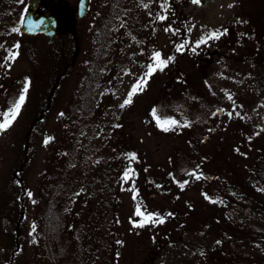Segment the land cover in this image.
<instances>
[{"label":"rangeland","instance_id":"rangeland-1","mask_svg":"<svg viewBox=\"0 0 264 264\" xmlns=\"http://www.w3.org/2000/svg\"><path fill=\"white\" fill-rule=\"evenodd\" d=\"M76 4L77 0L39 3V12L51 7L59 17L53 36L22 32L20 18L28 0L1 4L0 123L6 115L11 119L9 110L26 79L30 84L18 115L0 131V264H8L18 240L22 246L14 264H50L40 220L60 174L66 191L56 194L67 233H61V239L74 264H167L170 256L164 253L174 250L166 234L171 225L163 221L134 227L142 219L136 207L159 218L163 210L184 214L192 205L208 218L214 205L204 202L211 201V190L194 184L196 175L191 174L201 158L185 149L191 129L199 120L206 130L212 127V135L202 140L212 155L221 134H230L231 147L238 143L234 137L243 141L246 121L264 130V1L90 0L83 17H77ZM107 20L109 43L89 106L93 117L82 122L78 107L88 86L99 28ZM213 32L224 34L208 38ZM201 39L206 43H199ZM180 45L184 47L177 50ZM9 50L18 54L6 61ZM155 51L162 59H174L148 77L143 90L121 108L153 63ZM210 83L222 91L213 98L224 108L215 116L205 108L208 118L201 120L206 114L201 100L212 94ZM192 107L203 110L188 119L184 114ZM170 120L178 123L161 126ZM31 122L29 159L16 173ZM74 138L78 145L71 152ZM243 149L255 150L251 145ZM131 153L136 154L134 160L129 159ZM174 161L180 165L181 183L173 182ZM129 168L134 174L125 181ZM15 177L24 180V191ZM156 180L160 183L154 185ZM211 243L212 239L207 245ZM182 253L175 255L174 264H194L191 258L181 262L187 258Z\"/></svg>","mask_w":264,"mask_h":264},{"label":"trees","instance_id":"trees-1","mask_svg":"<svg viewBox=\"0 0 264 264\" xmlns=\"http://www.w3.org/2000/svg\"><path fill=\"white\" fill-rule=\"evenodd\" d=\"M2 1L0 0V8L2 7ZM109 33L110 24L107 20L99 28L98 43L93 51L91 71L88 74V86H86L82 103L78 107L81 113L77 115V118L82 122L93 117L89 109L93 99L91 98L94 92H92V89H95L96 80L100 77L102 60L109 43ZM209 85L212 94L206 95L207 98L202 97L201 103L204 106V112L206 109H211V116H215L223 106L221 100L215 102L213 95L219 96L222 91L217 90L212 83ZM191 109L192 111L187 112V115L184 114L188 119L193 117L195 119V116L200 112L198 110H203L198 107H192ZM205 113L206 118L203 113L201 114V120L208 118V112ZM197 122L200 124L198 123L193 130L191 129L190 139H185V149L201 158L198 169L193 172L196 175L193 178L194 184L199 182V185L211 190L209 198L211 201H205L204 203L212 204L214 207H211L213 210L208 218H205L202 212H197L192 205L187 206V214H185L186 212L179 214L176 211V213L167 210L162 211L163 221L171 225L166 234H170L171 241L174 242L171 245L174 249L171 250L173 255L169 253V249L164 253L166 256H170L166 263L174 264L177 260L175 255L181 250L183 256L187 257L180 260L181 262H188L191 258L194 264H264V136L259 135L264 133L263 127L249 124L246 121L243 141H239L237 137H234L238 140L234 147L229 144L232 138L230 134L229 137L221 134V140L215 143L214 152L216 155L214 152L212 155L211 151L206 153L205 148L207 146H204L202 140L207 135H212L213 129L209 127L206 130V126L201 124L200 120ZM32 124L31 122L25 135L28 139L23 146V159L16 168V173L24 168L29 159V148L31 147L29 139L32 129H34ZM77 141L76 138L73 139L71 152L76 149ZM243 145H251L255 149L254 153L245 152L247 150L243 149ZM244 152V156H237L238 153ZM178 156L185 155L180 154ZM176 157L174 156L173 159ZM213 158H215V161H213ZM179 167V163L174 161L173 182H182V178L178 176L181 173L177 172ZM61 176L62 174L57 177L42 211L40 234L50 264H74L61 239V233L64 234V237L67 235L62 226L63 218L61 217V209L57 201L58 195L56 194L57 192L63 194L66 191L62 187L64 178H61ZM15 180L19 186L23 187L24 191L26 189L24 180L18 177H15ZM145 183H148L147 180ZM159 183L157 180L153 182L154 185ZM174 214L176 215L174 216ZM210 238L212 243L207 245L208 241H211ZM221 238L224 244H219ZM21 246V242L18 240V243L10 250L8 264H14L15 255L20 251ZM227 246L232 248L230 253L228 250L225 251ZM195 255L197 259H195Z\"/></svg>","mask_w":264,"mask_h":264},{"label":"snow or ice","instance_id":"snow-or-ice-1","mask_svg":"<svg viewBox=\"0 0 264 264\" xmlns=\"http://www.w3.org/2000/svg\"><path fill=\"white\" fill-rule=\"evenodd\" d=\"M21 3H23V0H20ZM193 3H200V0H192ZM145 7H147V5H144ZM163 7V5H162ZM160 20L166 19V16H158L157 17ZM20 23L23 25L25 24V18L22 16L20 18ZM43 23V21L41 22ZM28 30L32 31L34 30V26L29 23L28 24ZM167 30V29H166ZM13 32H19L20 29L19 28H13L12 29ZM224 33H217V32H213L209 35L208 38H218L219 35H223ZM199 43H206V40L201 39L199 41ZM16 47L18 48L19 45L17 44ZM184 45H180L178 46L177 50H180V48H183ZM195 49H193L194 51ZM18 53L16 52H12L11 50H9L8 56L6 57V61L7 60H14L16 55ZM174 59V57H169L167 59H162L161 53L159 51H155L153 53V63L147 65V71L145 72L144 76L140 77L139 80L137 81V83L135 85L132 86L131 90L129 91V93L127 94V98L123 101V103L120 105L121 108H123L124 106L130 104L132 102V96L137 92V91H142L143 87L146 85L147 83V78L150 77L157 69L159 70H163L168 63L170 62V60ZM30 81L26 79L24 87L22 89L21 94L19 95V99L14 103L13 107L9 110V114L11 116V119L8 118V116H5L4 122L0 123V131L6 129L12 122V120H14L16 118V116L18 115L21 106L24 104L25 102V98H26V93L28 92V87H29ZM231 98V97H229ZM155 112L156 110L153 109V115L155 116ZM61 115H63L61 113ZM229 115H231V113H229ZM178 122L175 120H170V121H164L161 126L164 127L165 125H175ZM118 127V125H117ZM165 130H167V128H165ZM51 138H48L45 140V144L48 143V140ZM136 157L135 153H131L129 154V159L134 160ZM134 172L131 168H129L128 170H126L124 172V175L122 177V179H124L125 181H127L128 179L131 178V175H133ZM194 174V173H191ZM199 178V177H197ZM133 185H134V181H133ZM181 187H183V185H181ZM29 196H31L32 194L29 192L28 193ZM135 198V196H134ZM136 215L142 217V219L139 221V223H134V227H143L145 224L151 222V223H163V218L158 217V214H145L144 212L141 211L140 205H137L136 207ZM171 215V214H169ZM33 231H35V226L33 225Z\"/></svg>","mask_w":264,"mask_h":264},{"label":"water","instance_id":"water-1","mask_svg":"<svg viewBox=\"0 0 264 264\" xmlns=\"http://www.w3.org/2000/svg\"><path fill=\"white\" fill-rule=\"evenodd\" d=\"M89 0L77 1V16L82 17L86 13ZM41 0H28V9L24 13L25 24L21 29L26 34L44 33L46 35H53L58 31L59 19L51 10L45 13L38 12L39 3ZM43 21V23H41ZM34 26V30H28V24Z\"/></svg>","mask_w":264,"mask_h":264},{"label":"flooded vegetation","instance_id":"flooded-vegetation-1","mask_svg":"<svg viewBox=\"0 0 264 264\" xmlns=\"http://www.w3.org/2000/svg\"><path fill=\"white\" fill-rule=\"evenodd\" d=\"M50 9H51V7H50Z\"/></svg>","mask_w":264,"mask_h":264}]
</instances>
